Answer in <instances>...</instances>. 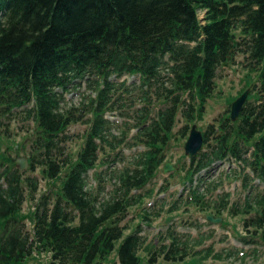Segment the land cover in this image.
Instances as JSON below:
<instances>
[{"label":"trees","instance_id":"trees-1","mask_svg":"<svg viewBox=\"0 0 264 264\" xmlns=\"http://www.w3.org/2000/svg\"><path fill=\"white\" fill-rule=\"evenodd\" d=\"M226 62L242 63L247 83L240 92L250 85L251 92L238 119L230 102L203 130L202 149L184 157L188 192L169 210L193 202L205 215L242 213L251 234L240 238L256 243L264 236V190L253 192L256 178L264 184V0H0V149L20 121L34 137L29 169L61 179L37 196L39 177L0 156V264H23L36 251L51 257L34 264H93L120 239V264H214L204 263L212 247L189 245L171 225L148 240L143 221L159 216L165 199L142 209V221L125 236L129 223L122 222L154 193L148 184L170 160L166 147L178 115L186 120L183 135L203 117ZM84 84L81 99L71 102L68 92ZM109 113L123 117L121 130ZM79 122L89 127L73 158L70 126ZM226 159L243 162V205L216 191L224 181L212 175ZM170 186L165 176L161 189ZM29 197L32 229L21 216ZM198 254V262L186 259Z\"/></svg>","mask_w":264,"mask_h":264},{"label":"rangeland","instance_id":"rangeland-1","mask_svg":"<svg viewBox=\"0 0 264 264\" xmlns=\"http://www.w3.org/2000/svg\"><path fill=\"white\" fill-rule=\"evenodd\" d=\"M243 55H238V60H242ZM241 62L230 64L227 63L221 70L222 75L217 79L218 85L212 96L206 102L205 112L202 118H197L196 121L190 122L189 127L186 132L182 135L180 134V129L186 120L179 114L178 120L173 128L172 137L168 143L166 150L168 158L175 164V169L164 173L163 165L159 168V171L148 185L155 188L154 193L151 196H147L145 200L137 205L130 208V214L122 223H129V227L125 230L124 236L132 231L139 221H142V217L138 213H142V209L148 208L152 210L153 207H159L162 203V199H165L166 203L164 209L159 216H153L151 221H143L144 230L142 231L147 235L148 240H155L158 232L165 230L170 225L178 231L184 232L188 236L189 245H196L197 249L212 247L210 255L204 259V263L213 262L214 264H264V236H259L258 242L247 243L244 242L240 236L249 235L251 231H247L243 225V215L242 213L233 214L230 210H225L222 221L219 223L211 222L207 223L205 221V211L200 210L193 202L185 203L180 202L179 208H173L169 210L174 200L178 197H186V192L184 190L182 194V177L184 176V169H182L183 160L189 157L185 153L184 145L190 134V129L194 123L197 127L201 129L204 125L203 130L206 128L208 123L217 122V119L228 110L229 103L232 102L236 97L241 94V89L246 87L247 79L246 72ZM256 73L250 72V78L256 80ZM85 84L79 90L74 92H68L67 97L70 98L71 102H78L82 97V92L85 91ZM112 118L111 114H108ZM114 119H117L120 124L115 127V131H119L123 126V117L120 115H115ZM22 123L16 121L13 124V134L10 138H3L2 146L0 149V156H8L17 159L18 156H30L32 151L31 142L34 141L32 131H26L20 128ZM120 126V127H119ZM86 123H75L70 126V132L74 133V139L68 143V149L73 158H76L78 150L84 142L86 130L88 129ZM132 131H135L133 129ZM144 146L139 145L132 148H124L126 154H132L134 151L142 150ZM6 158V157H5ZM9 162V161H8ZM229 168H227V166ZM237 166L236 163L232 161H225L217 165L214 170V177H222L224 181L222 187H219L216 191H229L231 193L230 200L231 203L244 204L247 195V188L244 187L243 183V172L242 165ZM101 166V164H100ZM97 167L99 169L105 167ZM42 168L37 167L35 171L29 169V165L25 168L26 174H35L39 177V190L36 192L37 196H40L42 192L48 190L49 187L56 182L57 185L60 183L59 178H49L42 175ZM251 175L253 172L246 168ZM174 173V174H173ZM173 174V175H172ZM168 177L170 187L167 190L161 189V184L163 183L164 177ZM90 178L95 183L96 181L92 177V171L90 172ZM257 183L254 191L264 190V184L260 182L258 178L255 179ZM110 184L107 185V188ZM110 188V187H109ZM207 192V195L213 196L215 193H211V190L207 188L203 189ZM148 207L147 205H150ZM35 210V200L32 198H27L23 204L21 211V216L25 219L27 226L32 229L33 227V214ZM192 220H197L203 222L201 225H192ZM202 231V232H201ZM211 234V235H210ZM255 234V233H253ZM201 236H204L202 240H199ZM206 236V237H205ZM205 239V240H204ZM122 239L117 241L115 249L111 254L104 260L95 262L93 264H120L118 256V246ZM202 241L199 243V241ZM147 250L141 249L140 253L145 257L147 256ZM205 253V251L203 252ZM219 255L216 257L215 255ZM195 256V257H194ZM51 257L50 252H33V254L27 258L23 264H34L37 261L45 262L49 261ZM161 260L162 257H160ZM195 259L197 262L202 259L200 254L189 255L186 259ZM194 261V260H193Z\"/></svg>","mask_w":264,"mask_h":264},{"label":"water","instance_id":"water-1","mask_svg":"<svg viewBox=\"0 0 264 264\" xmlns=\"http://www.w3.org/2000/svg\"><path fill=\"white\" fill-rule=\"evenodd\" d=\"M251 87L246 88L235 100H233L231 104V118L233 120H236L240 116V112L248 98V95L250 93ZM204 128V125L202 128H198L197 124L194 123L190 129V134L185 142L184 149L185 153L192 157L195 154L198 153V151L202 148L204 144V134L202 129ZM29 160L27 156H18L16 159V164L18 168L25 169L28 166ZM175 169V164L168 160L163 165V170L168 172ZM207 218L210 221L213 222H221L222 216H214L211 213H208Z\"/></svg>","mask_w":264,"mask_h":264}]
</instances>
